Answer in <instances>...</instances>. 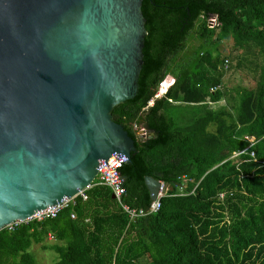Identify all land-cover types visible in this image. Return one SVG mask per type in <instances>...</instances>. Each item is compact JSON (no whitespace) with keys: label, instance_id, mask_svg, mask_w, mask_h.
<instances>
[{"label":"trees","instance_id":"1","mask_svg":"<svg viewBox=\"0 0 264 264\" xmlns=\"http://www.w3.org/2000/svg\"><path fill=\"white\" fill-rule=\"evenodd\" d=\"M141 12L138 91L112 111L136 149L120 170L123 202L148 209L147 177L171 195L185 177L183 194L129 221L108 188L92 185L54 219L0 230V264H37L29 250L38 245L57 255L54 264H264V0H142ZM209 15L217 29L207 28ZM193 33L202 45L191 52ZM229 39L262 60L239 104L229 97L226 104L220 90L229 61L215 43ZM204 45L211 51L202 52ZM234 58L236 68L246 60ZM162 83L164 94L155 98ZM175 105L185 106L179 114L189 112V123L177 125L168 112ZM134 125L150 136L142 141ZM246 136L256 141L249 149Z\"/></svg>","mask_w":264,"mask_h":264},{"label":"water","instance_id":"2","mask_svg":"<svg viewBox=\"0 0 264 264\" xmlns=\"http://www.w3.org/2000/svg\"><path fill=\"white\" fill-rule=\"evenodd\" d=\"M141 6L0 0V230L81 195L111 159L130 163L112 111L138 91ZM145 184L155 200L159 181Z\"/></svg>","mask_w":264,"mask_h":264},{"label":"built area","instance_id":"3","mask_svg":"<svg viewBox=\"0 0 264 264\" xmlns=\"http://www.w3.org/2000/svg\"><path fill=\"white\" fill-rule=\"evenodd\" d=\"M206 26L208 29H217L218 28V20L217 17L214 15H209L206 17ZM228 63L227 61H225V68H227ZM164 83H162L159 87V90L157 92V94L155 95V98H160V96H163L164 94ZM152 104V101L148 104L150 105ZM133 130L138 129V131L140 129H142L143 134H141V136H137L138 138L145 140L149 137V132L144 129V127L139 126V125H134L133 126ZM244 139L249 143V146L247 149H249L251 146H253L256 141L253 137L250 136H246L244 137ZM246 151V150H245ZM244 152V151H243ZM243 152L234 154L233 157L238 156L239 154H242ZM251 157H253V153H251ZM127 163L121 161L119 162L117 159H111L109 164H107L106 166L102 167L98 172H97V176L95 178L96 183L93 182V186L94 185H98L101 187H105L108 188L113 196H114V200L117 202V204L119 205L120 209L122 210V212L125 214V216L127 217V219L129 221H134L138 218L147 216L149 214H153L156 213L159 208H160V200L164 197H168V196H174V195H182V191L184 188V184L187 182V179L185 177H182V182L180 185L177 186V192L173 195L169 194V187L167 184L160 182L159 183V188L157 191V195H156V199L152 200L148 209L147 210H143V209H136L133 207H130L129 205L125 204L123 202V198L125 196V187H124V178L121 176L120 174V170L122 169V167L124 165H126ZM82 195V194H81ZM219 198L222 199V194L219 195ZM74 204V198L71 199H67L65 201H63L62 203L42 210L40 212H37L32 218L23 221V222H15L9 226H7L6 228L8 230H13L14 227L22 224V223H27L29 221H44V220H48V219H54L56 218L63 210H65L66 208H68L70 205ZM72 219L75 218V215L72 213L70 216ZM48 238L50 240H52V236L49 235Z\"/></svg>","mask_w":264,"mask_h":264},{"label":"rangeland","instance_id":"4","mask_svg":"<svg viewBox=\"0 0 264 264\" xmlns=\"http://www.w3.org/2000/svg\"><path fill=\"white\" fill-rule=\"evenodd\" d=\"M200 44L202 45L201 42L196 40L193 33L189 36L188 41L186 43V47H189V49L192 52ZM215 45L218 46V49L222 56H228V61H229V67L226 70L225 76L223 78L222 87L220 90L222 91L223 89V91L225 92L226 104L228 103L227 97L232 98L237 104H239L237 100H239L238 94L241 92V90L254 87L256 83L259 74V66L262 64L261 57L258 54H255V52L247 53L241 47L235 46L231 39L225 41L223 40L221 41L220 44L216 42ZM211 49L212 46L209 45H204L201 47L202 52L211 51ZM236 56L244 57L246 59L243 60V64L240 68H236L235 66L237 61L235 60L234 57ZM170 79H172L171 76L166 77V81ZM233 100L230 99V102ZM221 106H222V102L220 104L213 105L212 107L217 109ZM183 108H185L184 105H175V106H170L169 108L170 110H168L171 117L175 119V122L179 126H183L186 123H189V116H188L189 112L188 113L182 112L183 115H180L182 113L179 114V112L183 111ZM194 108L195 107H191L190 109H194ZM232 111L234 112V110ZM133 131L136 133L137 136H141V134H143L142 132H140L142 131V129H140L139 131L138 129L137 131L136 130ZM47 243L49 244L51 242L47 240ZM29 251L33 255L37 264H54L57 260V255L52 250L50 249L43 250L40 245L35 246L34 248L31 247Z\"/></svg>","mask_w":264,"mask_h":264},{"label":"crops","instance_id":"5","mask_svg":"<svg viewBox=\"0 0 264 264\" xmlns=\"http://www.w3.org/2000/svg\"><path fill=\"white\" fill-rule=\"evenodd\" d=\"M161 181H159V183H160ZM112 193V192H111ZM113 195V194H112ZM35 246H33L32 248H34Z\"/></svg>","mask_w":264,"mask_h":264}]
</instances>
